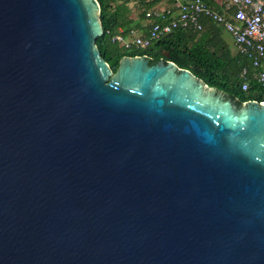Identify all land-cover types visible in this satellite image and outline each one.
Returning <instances> with one entry per match:
<instances>
[{
	"label": "water",
	"instance_id": "obj_1",
	"mask_svg": "<svg viewBox=\"0 0 264 264\" xmlns=\"http://www.w3.org/2000/svg\"><path fill=\"white\" fill-rule=\"evenodd\" d=\"M99 13L0 0V264H264V104L114 73Z\"/></svg>",
	"mask_w": 264,
	"mask_h": 264
},
{
	"label": "trees",
	"instance_id": "obj_2",
	"mask_svg": "<svg viewBox=\"0 0 264 264\" xmlns=\"http://www.w3.org/2000/svg\"><path fill=\"white\" fill-rule=\"evenodd\" d=\"M96 1L100 6L99 20L103 33L96 39L95 46L114 73L123 57L145 56L150 60L173 62L178 68L190 71L206 86L232 96L241 104L248 101L264 103V87L254 78L256 71L251 60L237 47L235 52L229 49L222 37L223 30L217 24L202 18L201 31L178 27L146 49L127 50L113 43L112 36L119 30L125 34L135 30L140 36H146L149 28L145 23L146 13L163 0ZM172 1L168 0L169 3ZM131 5L136 9V15H133L135 10ZM244 81L248 83L246 91L241 88Z\"/></svg>",
	"mask_w": 264,
	"mask_h": 264
},
{
	"label": "built area",
	"instance_id": "obj_3",
	"mask_svg": "<svg viewBox=\"0 0 264 264\" xmlns=\"http://www.w3.org/2000/svg\"><path fill=\"white\" fill-rule=\"evenodd\" d=\"M221 9L203 0H175L173 7L157 6L147 11L146 36L135 30L128 34L119 30L111 41L127 50L146 49L178 27L201 31V19H208L228 33L239 52L248 56L256 71L254 78L264 87V0H223ZM241 88L246 91L248 83L244 81Z\"/></svg>",
	"mask_w": 264,
	"mask_h": 264
},
{
	"label": "crops",
	"instance_id": "obj_4",
	"mask_svg": "<svg viewBox=\"0 0 264 264\" xmlns=\"http://www.w3.org/2000/svg\"><path fill=\"white\" fill-rule=\"evenodd\" d=\"M174 1L175 0H173L172 2H168V0H163L159 5H157V6H168V7H173L174 6ZM179 1H183V0H179ZM212 7H214L215 9H221V5H222V1L223 0H206ZM146 23V22H145ZM145 32H147V31H145ZM138 34H140L139 32H138Z\"/></svg>",
	"mask_w": 264,
	"mask_h": 264
},
{
	"label": "rangeland",
	"instance_id": "obj_5",
	"mask_svg": "<svg viewBox=\"0 0 264 264\" xmlns=\"http://www.w3.org/2000/svg\"><path fill=\"white\" fill-rule=\"evenodd\" d=\"M131 7L135 10V12H133V15H136V9L134 8L133 5H131ZM222 37L225 40V42L227 43V46L229 47V49L232 52H235L236 46L234 45L231 36L228 33H226V32L223 31Z\"/></svg>",
	"mask_w": 264,
	"mask_h": 264
}]
</instances>
